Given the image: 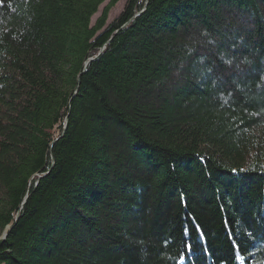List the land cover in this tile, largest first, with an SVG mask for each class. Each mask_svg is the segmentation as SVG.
<instances>
[{"label": "trees", "instance_id": "trees-1", "mask_svg": "<svg viewBox=\"0 0 264 264\" xmlns=\"http://www.w3.org/2000/svg\"><path fill=\"white\" fill-rule=\"evenodd\" d=\"M106 1L0 0V264H264V0Z\"/></svg>", "mask_w": 264, "mask_h": 264}, {"label": "rangeland", "instance_id": "rangeland-1", "mask_svg": "<svg viewBox=\"0 0 264 264\" xmlns=\"http://www.w3.org/2000/svg\"><path fill=\"white\" fill-rule=\"evenodd\" d=\"M110 0H107L106 3L100 8V11L98 14H96L94 16L93 21H95L97 19V17L101 14L103 7L109 2ZM127 0H120L110 11L109 13V19H108V23L112 22L123 10L124 5L126 3Z\"/></svg>", "mask_w": 264, "mask_h": 264}, {"label": "water", "instance_id": "water-1", "mask_svg": "<svg viewBox=\"0 0 264 264\" xmlns=\"http://www.w3.org/2000/svg\"><path fill=\"white\" fill-rule=\"evenodd\" d=\"M148 3V1H146V4ZM145 8H146V6L143 8V10H141L140 12H138V13H136L135 14V16H137V15H140L144 10H145ZM132 20V19H131ZM129 23V22H128ZM112 39L113 38H111L109 41H108V43H110L111 41H112ZM104 49V48H103ZM90 62V60H88L86 63H85V67L88 65V63ZM66 128H67V120H66V124H65V127H64V130H63V133H64V131L66 130ZM63 135V134H62ZM62 135L60 136V137H62ZM26 201V200H25ZM18 219H19V216H17V218H16V220L18 221ZM6 237H7V234H5L4 235V239H6Z\"/></svg>", "mask_w": 264, "mask_h": 264}]
</instances>
